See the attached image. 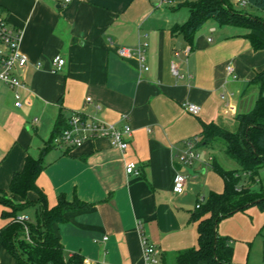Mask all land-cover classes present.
I'll list each match as a JSON object with an SVG mask.
<instances>
[{
	"label": "crops",
	"instance_id": "1",
	"mask_svg": "<svg viewBox=\"0 0 264 264\" xmlns=\"http://www.w3.org/2000/svg\"><path fill=\"white\" fill-rule=\"evenodd\" d=\"M181 7L162 0H0L9 23L23 30L20 50L28 58L20 71L21 106L15 104L14 90L0 81V189L9 190L27 155L40 156L60 115L68 118L71 111L81 110L133 129L125 152L100 137L72 148L53 145L44 154L37 183L49 206L61 194L82 204L53 226L66 258L79 254L83 264H174L176 253L199 247L198 221L192 215L200 194L203 204L211 191L221 193L224 187L208 178L203 188L197 177L215 162L225 166L218 154L203 155L201 150L228 155L221 143H200L202 160L185 168L179 154L189 138L201 137L204 123L215 121L230 129L228 119L237 122L244 103L235 93L245 95L255 85L260 95V85L252 79L264 69V49L253 48L248 29L214 19L188 40L172 30L189 19L190 12L181 15ZM144 41L149 43L144 61L118 55V46ZM58 54L66 63L54 72L51 60ZM173 63L179 65L180 77L172 73ZM229 64L236 78L228 76ZM188 102L201 106L200 113L188 112ZM227 104L233 111L226 112ZM129 161L137 163L139 176L126 173ZM178 172L188 175L183 194L174 191ZM242 183L247 185L246 176ZM28 198L36 201L38 195L30 192ZM251 208L220 221L219 233L232 244L249 242L260 228ZM2 210L0 206V227L8 222ZM143 236L160 249L157 263L146 262ZM233 247V263L245 264L239 260L243 248ZM0 264H17L1 244Z\"/></svg>",
	"mask_w": 264,
	"mask_h": 264
},
{
	"label": "trees",
	"instance_id": "2",
	"mask_svg": "<svg viewBox=\"0 0 264 264\" xmlns=\"http://www.w3.org/2000/svg\"><path fill=\"white\" fill-rule=\"evenodd\" d=\"M255 9L264 10V0H247ZM189 19L172 27L192 40L197 30L208 20L214 19L221 25H234L248 29L247 37L255 50L264 49V16L254 13H240L231 0H198L188 5ZM252 82L260 85V95L253 108L236 115L237 126L228 129L217 122L203 124L201 143H221L225 153L239 166L238 169H224L213 163L214 169L224 180L221 193L210 192L206 201L192 215L198 221L199 247L176 253L174 264H234V247L228 236L218 231L220 221L238 211H245L253 205L264 210V194H256L251 182L258 181L264 169V69L256 74ZM68 119L60 115L55 123L50 142L42 149L38 158L27 155L24 167L14 173L9 190L0 189L1 216L8 222L0 227V244L16 259L17 264H83L79 254L66 258L62 240L54 232V223L66 219V213L82 204L69 201L64 194L50 207L47 195L37 183L43 167L44 154L52 148L53 139L67 126ZM55 146V145H54ZM246 176L247 185L242 183ZM30 192H36L38 199L31 201ZM13 197H11V195ZM19 196L23 201H16ZM36 208L34 221L22 223L17 217L25 214L28 207ZM27 226L28 232H26ZM29 236V237H28Z\"/></svg>",
	"mask_w": 264,
	"mask_h": 264
},
{
	"label": "built area",
	"instance_id": "3",
	"mask_svg": "<svg viewBox=\"0 0 264 264\" xmlns=\"http://www.w3.org/2000/svg\"><path fill=\"white\" fill-rule=\"evenodd\" d=\"M70 1V0H66ZM242 4H247V0H238ZM176 0H162L163 4H174ZM23 37V30L13 27L7 17L0 10V81L14 90L16 106H21V94L19 88L24 86V80L21 77L20 71L28 64V58L21 52L20 44ZM211 41L212 38H209ZM149 47V43L144 41L137 44L135 47L118 46V55L122 58L138 57L140 60H145V54ZM191 47H188L184 53L189 54ZM176 52V55H179ZM52 66L54 72H59L63 69L66 60L60 54L52 58ZM40 67L41 63H37ZM149 69L148 66H145ZM228 76L236 78L234 67L229 64L226 67ZM172 73L180 77L181 71L177 63L172 64ZM91 101V98L87 99ZM185 108L192 114H199L201 106L188 102ZM234 107L231 104L226 105V112L233 111ZM68 126L53 139V144L57 147L72 148L83 144L85 141L93 140L100 137L109 138L113 145L118 147L122 152H125L130 145L133 137L132 127L126 123L118 126L116 123L105 121L104 119L90 116L81 110H73L67 118ZM37 121V119L35 120ZM201 143L199 136H194L186 141V147L179 154V159L186 167H191L202 160L198 145ZM126 173L128 175L139 176L141 171L134 161L126 163ZM188 175L183 172H178L174 178V191L178 194H183L186 191ZM203 199L201 198L196 208H200ZM17 220L26 223L28 217L22 214L17 217ZM28 232L27 226H25ZM141 229V224H139ZM29 237V236H28ZM107 238V237H106ZM105 238V239H106ZM144 258L147 263H157L160 249L150 243L146 237H142Z\"/></svg>",
	"mask_w": 264,
	"mask_h": 264
},
{
	"label": "rangeland",
	"instance_id": "4",
	"mask_svg": "<svg viewBox=\"0 0 264 264\" xmlns=\"http://www.w3.org/2000/svg\"><path fill=\"white\" fill-rule=\"evenodd\" d=\"M197 1L198 0H176L175 3L182 4V7L179 9V12L181 15H183V14H189L188 5H190L194 2H197ZM231 3H232V7L237 12H240V13H254L255 12V14L258 16H264V10L255 9L249 3L244 5V4L240 3L238 0H231ZM245 95L240 96L237 93H235V95H234L235 99L240 98L243 100V103H244L243 110H242L243 113L249 112L252 109L253 106L248 107V103L252 102V99L254 100L253 103H255L256 99L259 96V89H257V87L255 85H252L251 87H248L246 89ZM246 105L248 108H246ZM228 122H230V124H228L227 127H229L232 130L236 128L237 122H234L233 118H229ZM50 134H51V132H50ZM50 134L48 135L47 140L49 139ZM215 144H217V143H215ZM201 153L203 155L204 154L207 155L209 153L218 154L220 157V161L223 162V164L226 166L227 169H233L234 167L237 166V163L233 159H231L229 156L226 157V155L224 153H221L219 150H215V149L214 150H212V149L205 150V149H203V150H201ZM221 166L224 169H226L225 166H223V165H221ZM183 167H185V166L183 165ZM197 178H198L197 180L203 185V188L205 187L204 184H205L206 179H208V178L211 179V182H213L215 184H222V187H224V180L221 177V175L214 169L213 164L208 167L207 173H204V174L199 173ZM250 188L256 194H264V169L262 170V173H261V180L251 182ZM206 194H207V192H206ZM202 196H203V194H200V198H202ZM251 207H252L251 208L252 218L260 221V223H261L260 228L258 229L255 237L253 239H251L249 242H245V241L240 240V241H233V244L235 245L237 243V244H239V247L241 246L243 248V250L241 251V253L243 252V254H242L241 258H239V260H244L245 264H264V210L261 209L257 205H253ZM25 212L28 214V216L31 219L35 220L36 213H37L35 208L28 207ZM239 239H240V237H239ZM245 249H246V251H245ZM242 257H244V258H242ZM233 259H234V255H233Z\"/></svg>",
	"mask_w": 264,
	"mask_h": 264
}]
</instances>
